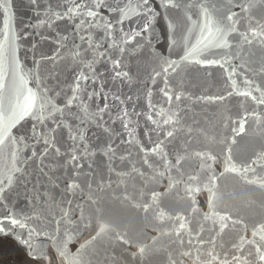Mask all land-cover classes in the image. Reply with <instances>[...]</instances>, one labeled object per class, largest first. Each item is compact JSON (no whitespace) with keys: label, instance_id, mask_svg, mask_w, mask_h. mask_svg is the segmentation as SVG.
<instances>
[{"label":"water","instance_id":"obj_1","mask_svg":"<svg viewBox=\"0 0 264 264\" xmlns=\"http://www.w3.org/2000/svg\"><path fill=\"white\" fill-rule=\"evenodd\" d=\"M106 3L117 7L112 0ZM184 3L186 7L174 9L161 7V0H150L154 11L151 27L128 44L123 43L119 29L139 31L143 18L120 25L116 23V13L99 8L101 15L114 25L113 37L124 50L109 48L112 41L106 39L99 40L101 47L89 49L77 38L75 43L80 45L82 54L75 59L71 55L76 51L71 47L75 21H57L52 28L40 26V21L46 19L47 0H38L35 5L31 0H10L6 8H0V38L5 24L10 25L20 37L16 61L28 73V83L21 89L16 80V61L5 62L0 77L5 86L0 92V113L5 117L11 115L16 104L24 102L26 89L51 97L56 105L64 107L81 72L96 81L92 83L90 79L85 85L88 91L79 93L81 99L71 109L64 107L63 114L49 117L45 125L29 118L12 130L14 135H21L37 124L47 138L54 135L55 146L62 155L56 157L49 151L43 161L45 171L57 169L61 190L73 179L82 185V190L70 197L72 219L80 220L76 207L79 204L88 227H69L67 234L61 227L59 232L48 230L39 240L31 239L37 249L43 243L50 264H61L62 251L70 254L64 264H74L78 253L82 264H171V260L176 264H203L210 259L208 252L220 258L214 264L231 260L233 255L254 259L252 245H247L243 253L233 245L240 236L252 239L253 229L264 224V187L259 186L264 178V167L260 166L264 165V105L237 93L248 90L245 81L264 90V46L248 45L241 36L232 34L228 37L229 47H205L207 41L201 43L204 18L200 5L216 15L227 13L229 8L239 10L228 5L227 0ZM250 15L255 27L256 19H264V7L257 5ZM246 27L243 20L238 25L241 32ZM89 33L93 43L104 35L97 29H89ZM59 34L68 36L62 43L69 47H60ZM57 49V60L49 59L57 55ZM188 52L192 55L188 56ZM116 60L120 61L119 68L113 67ZM117 71L127 76L117 78ZM253 95L259 97L260 93ZM76 104L85 105L87 113ZM125 112L127 116L118 119ZM76 115L83 117V124ZM53 127L54 134L49 131ZM169 131L173 133L171 137L167 136ZM161 141L165 159L147 155ZM109 146L113 151H109ZM31 147L37 157L29 161L28 171L35 183L45 179L39 172V153L44 145ZM30 151L24 155H30ZM73 153L78 160L69 163ZM177 160L181 162L177 164ZM253 160L257 163L251 164ZM3 163L0 160V166ZM77 163L82 167L77 169ZM230 165H251L255 171L227 172ZM249 180L257 183H248ZM18 191L20 196L13 192L10 207L0 216L27 210L23 189ZM57 211L51 209L52 213ZM160 213H164L163 221ZM181 223L184 230L179 228ZM221 224L228 225L222 233ZM102 225L107 226V232L93 240ZM117 233L130 243H120ZM28 240L26 231L19 228L0 234V264H45L29 254ZM213 240L215 244L211 243ZM144 245L153 254L143 261L133 259L137 248ZM184 252L191 255H182Z\"/></svg>","mask_w":264,"mask_h":264},{"label":"snow or ice","instance_id":"obj_2","mask_svg":"<svg viewBox=\"0 0 264 264\" xmlns=\"http://www.w3.org/2000/svg\"><path fill=\"white\" fill-rule=\"evenodd\" d=\"M32 4H37L38 0H31ZM112 3L117 4L116 8H112L111 4H107L106 0H47L46 8L44 9V14L46 19L40 21V26H47L52 28L57 21L61 20H71L75 21L73 24L74 37L73 45L71 47L75 48L76 51L72 53V58L80 56L82 53L80 51V45L75 43V40L78 38L79 41L88 45L89 49L99 48L100 39L111 40L112 43H109V48H119L122 52L123 47L115 42L113 37L114 25L107 19H105L101 13L98 11L101 7H106L112 12L116 13L117 20L116 23L120 25H125L128 21L135 22L136 17H141L144 20L143 26L139 31L133 29L120 28L119 32L123 35L121 37L124 44L131 43L135 37L140 36L142 32L146 33L151 27L152 21L154 19V11L150 4V0H112ZM7 4H10V0H5L4 3H0V8H6ZM227 4L231 5L232 8H236L239 11H232L229 8L227 13L223 15H216L213 12L209 11L208 7L204 4L200 5V14L203 16V27L201 33L203 35V40L201 41L205 44V47H229L228 37L232 34H236L242 37L243 41L252 45L258 43L261 46H264V19H256L255 27L253 24V17L250 15L251 10L257 5L264 7V0H227ZM70 5V6H69ZM187 4L184 3V0H161V7L164 8H174L181 9L186 7ZM219 12V9H217ZM190 20L191 17H188ZM246 21L247 27L243 32L240 31L238 25L241 21ZM5 30L2 33V38H0V77L3 76V68L6 61L9 59L16 61V53L18 44L17 33L11 28L10 25L5 24ZM89 29H97L103 32V36L97 38V41L93 43L92 35L89 33ZM87 33V35L82 34ZM45 40H48V37H44ZM68 39L66 34H59L57 37V42L60 43V47H69L62 43ZM59 55V49H57V55L48 57L53 61L57 60ZM188 56L192 55V52H188ZM187 59V57H185ZM96 61H93L95 63ZM199 62V61H198ZM211 63H215L214 61ZM17 71H16V80L21 89H25L26 84L28 83L27 76L28 73H25L23 69L19 68V62L16 61ZM91 68V64L88 65ZM114 68L120 67V61L116 60L113 62ZM171 67V64L169 65ZM223 67V65H221ZM168 69L165 68V71ZM127 76V73L116 72V77L123 79ZM92 80V83H96L95 79H92L90 76L85 75L83 72L80 73L75 79L74 86L71 89L72 95L66 101L64 107L71 109L74 106V102L81 99L79 93L81 90L87 92L88 89L85 87L89 80ZM231 79V77H230ZM249 85L248 90L239 91L237 94L240 96L247 97L251 99L257 105H264V90H261L259 86L253 88L251 82L245 81ZM4 84L0 83V92L4 90ZM27 95L24 96V102L16 104L12 110L11 115L5 117L3 113H0V160H4L3 166H0V213H2L6 208L10 207L9 197L16 193L17 197L20 196L18 189H23V196L26 201L27 210H20L19 212L9 211L7 216H0V234H6L9 229L15 230L19 228L25 230L29 240L27 241L28 247L30 249L29 254L36 259L45 261V264H50V258L47 256V253L43 251V243L41 242L40 248L37 249L31 243V239L35 238L40 239L41 235L45 231L59 232L61 227H64L65 234L68 232V228H79L81 225L85 228L88 227V222L84 216V210L77 204V211L80 215V220L73 221L72 216V204L73 199L79 191L82 190L81 183H78L76 179H73L71 182L67 183L66 186L61 190V182L59 178L55 175L56 168H51L50 171H45L46 165L43 161L48 156L49 151H52L56 157L62 155L60 148L56 147V138L53 135L51 139L47 138V134L41 131L38 128L37 124H34L30 131H27L21 135H14L13 129L17 128L23 121L31 118L38 122L39 125H45V121L49 117H55L57 114H63L64 107L56 105L51 97L46 98L44 95L33 92L31 89H26ZM253 92H259V97L253 95ZM19 99V97H18ZM89 99H91V94H89ZM179 99V97H177ZM82 112L87 113V108L83 104H76ZM107 105H105V108ZM47 113L48 115H45ZM127 116V112L124 113V116L118 117V119L123 120ZM76 118L80 120V123H84L82 116L76 115ZM151 119V116L148 117ZM57 127L60 126L58 122L54 120ZM155 123V121H154ZM165 123H168L166 120ZM127 127V124H125ZM244 125L241 123L240 129L243 131ZM51 133L56 132V127L49 129ZM173 133L169 131L167 133L168 137H171ZM70 139L75 140V137L70 136ZM32 144H43L44 147L39 153L40 157V167L39 172L45 178L43 181L37 180L35 183L32 182L30 176L32 173L28 171V164L33 158L37 157V152L32 148ZM163 141L156 144L155 148L151 149L147 155L157 156L159 159H165L162 148ZM30 151V155H24L26 151ZM109 151H113L111 146H109ZM200 155V154H197ZM5 157L7 159L5 160ZM264 158V157H261ZM231 158H229L230 160ZM78 157L73 153L69 157V163L77 161ZM181 161L177 160L176 163L179 164ZM145 164H148L147 159L144 160ZM257 161L253 160L251 164H256ZM264 167V165H260ZM62 167V166H61ZM82 165L76 164V168H80ZM227 172H232L235 174H243L249 171H255V168H252L251 165L243 168H236L235 165H230L226 168ZM79 173H77L78 175ZM142 175V174H141ZM248 183H257L256 180H249ZM259 186L264 187V178L259 181ZM88 188L91 189V185H88ZM209 191H211L209 189ZM59 192V196L57 193ZM214 195V193H213ZM156 195L153 194V200L155 201ZM95 203V200L92 201ZM145 207V211H147ZM57 209V213H52L51 209ZM161 220L163 221L164 213L159 214ZM59 216V219H57ZM179 219V218H178ZM226 218L221 217V220ZM227 224H221L220 233L227 228ZM180 230L185 229L184 223L179 225ZM107 226H100L96 236L93 237V240L99 238L107 232ZM177 236L180 235V232L177 231ZM252 239H246L244 236H240L239 241L233 245L237 252L243 253L247 245H252L255 249L254 259L249 260L248 256L242 258L241 255H233L231 260L224 259L220 261V264H232V261H235L236 264H264V224L256 227L251 232ZM258 237V240H257ZM47 239H51V236H48ZM116 239L123 244H129L124 236L117 233ZM71 237H69L67 242H70ZM183 243V241H181ZM192 243L191 240L188 242ZM203 242H201L202 244ZM215 244V241H211ZM87 244L84 245L86 249ZM158 251V250H156ZM153 254V251L148 248L147 245L140 246L137 248V251L133 254V259H139L143 261L150 257ZM70 254L67 251H62L59 255L61 264H64L67 257ZM182 255L190 256V252H184ZM208 259L203 262V264H214L215 261H218L220 258L217 255H214L213 252L207 253ZM253 253H249V256H252ZM171 260V257H169ZM74 264H82V257L77 254V257L74 260ZM171 264H176L174 260H171Z\"/></svg>","mask_w":264,"mask_h":264}]
</instances>
